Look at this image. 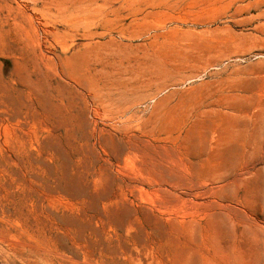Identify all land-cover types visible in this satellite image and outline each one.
Here are the masks:
<instances>
[{"label": "rangeland", "instance_id": "1", "mask_svg": "<svg viewBox=\"0 0 264 264\" xmlns=\"http://www.w3.org/2000/svg\"><path fill=\"white\" fill-rule=\"evenodd\" d=\"M0 264H264V0H0Z\"/></svg>", "mask_w": 264, "mask_h": 264}]
</instances>
